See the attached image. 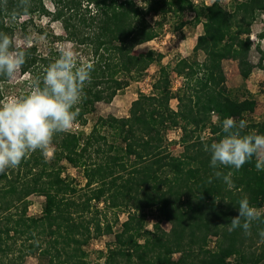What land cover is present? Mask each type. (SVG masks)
<instances>
[{
  "label": "trees",
  "instance_id": "obj_1",
  "mask_svg": "<svg viewBox=\"0 0 264 264\" xmlns=\"http://www.w3.org/2000/svg\"><path fill=\"white\" fill-rule=\"evenodd\" d=\"M222 1L29 0L25 15L20 0H0V32L14 37L26 52L25 82L42 78L60 52L54 48L43 53L34 43L25 47L29 28L42 17L60 23L65 36L57 39L75 45L83 54L79 57L94 64L77 105L76 122L82 127L100 103L110 104L151 66L159 67L152 92L132 103L128 117H100L89 133H58L50 146L52 157L37 150L0 174V264H25L36 255L46 264H231L232 258L234 264H264V215L252 222L248 233L229 230L242 198L264 207V170L256 169L255 157L239 170L223 165L214 169L205 150V144L223 138L227 117L247 122L242 135H264V122L250 118L256 100L248 92L240 99L242 90L228 88L224 66L235 61L241 81L251 77L256 68L250 60L252 26L264 14V0H231L226 7ZM186 13L194 15L191 24L203 28L190 57L165 66L163 56L153 51L144 57L134 54L138 46L158 38L169 17ZM258 52L263 69L264 50ZM173 75L182 80L176 91ZM10 82L0 77V103L18 85ZM20 90L22 97L30 91ZM172 101L177 102L175 109ZM171 130L182 133L180 156L169 151ZM206 131L210 138L203 137ZM64 162L83 174V195L74 179L63 176ZM217 171L232 173V189ZM31 196L45 198L38 217L27 214ZM102 202L129 209L121 232L99 220L94 203ZM146 210L157 212L171 229L157 223L146 230ZM106 235L114 240L104 261L91 262L85 247ZM255 237L263 243L259 253L250 249ZM211 238L218 239L213 248Z\"/></svg>",
  "mask_w": 264,
  "mask_h": 264
},
{
  "label": "clouds",
  "instance_id": "obj_2",
  "mask_svg": "<svg viewBox=\"0 0 264 264\" xmlns=\"http://www.w3.org/2000/svg\"><path fill=\"white\" fill-rule=\"evenodd\" d=\"M23 14H27L29 0H20ZM16 19V14H13ZM30 46L31 37H25ZM26 52L17 45L14 37L0 32V77L14 81L22 75ZM94 64L85 61L73 49H62L58 58L45 70L42 78L29 82L30 91L23 97L10 96L0 103V174L16 168L22 160L40 150L45 156L58 133L70 132L79 116L77 105L83 89L91 82ZM247 127L245 120L227 117L222 122L223 138L205 144L211 153L210 167L219 165L236 170L256 159V169L264 170V135H242ZM215 175L223 178L229 189L234 187L232 173ZM264 210L251 206L247 197L238 205V215L231 218L230 231L242 228L246 233L253 221L260 219ZM264 238V232L260 233Z\"/></svg>",
  "mask_w": 264,
  "mask_h": 264
},
{
  "label": "rangeland",
  "instance_id": "obj_3",
  "mask_svg": "<svg viewBox=\"0 0 264 264\" xmlns=\"http://www.w3.org/2000/svg\"><path fill=\"white\" fill-rule=\"evenodd\" d=\"M230 1L231 0H223L222 5L226 7L229 5ZM213 2L214 0H194L196 5H211ZM46 6L50 10H53V6L49 1L46 2ZM193 16L194 15L192 13H186L181 16L177 15L169 17V19L165 22L158 38L150 43L138 46L135 49L134 54L144 57L149 52L153 51L156 54L163 56L162 64L165 66H173L177 60L190 57L197 44V39L203 31L201 25L194 26L190 23ZM181 23H184L185 25L181 27ZM29 31L33 43L43 53H46L54 48L58 50L73 49L78 54V56H83V54L77 52L75 45L72 43L57 39L61 37L63 38L65 36V32L58 22H50L49 18L42 17L36 21L35 27L29 28ZM261 34H264V14L261 15L252 26L251 41L253 43V47L250 53V60L256 66V68L253 70L251 77L247 81H241L237 62L229 60L225 61L224 64L228 88L231 90H242L237 94V97L240 99L243 98L245 92H248L256 100L257 106L255 113L250 117L251 120L256 123L264 122V68L261 69L258 67L260 59L258 48L264 50V39H260L259 37ZM17 40L20 44L22 43V40ZM158 69L159 67L157 65L151 66L142 80L132 83L129 88L119 93L110 104L100 103L97 106V112L87 117V125L82 127L76 122L71 132H79L80 130H83L84 132L89 133L100 117H128L132 103L137 100L141 94L149 95L152 92V84L157 78ZM28 78V76L25 77L20 75L18 79L11 81L10 84L13 86L15 84L18 85L12 91V93L6 97L5 101L10 96L22 97L20 89L29 91V83L25 82ZM181 85L182 80L173 75L172 86L174 91L179 89ZM171 105L175 109L177 102L172 101ZM213 121L217 122V116H213ZM102 132H104V130ZM181 134L182 133L179 130H171L167 135L169 151L174 156H180L183 153V147L180 143ZM203 137L206 139L210 138L211 136L208 131H206ZM47 155L48 157L53 156L52 148H49ZM62 165L64 166L63 176H70L76 181V184L80 189H82L81 195L86 193L87 191H83L85 179L81 171L79 169L72 168L65 162L62 163ZM29 202L30 205L27 210L28 216H40L45 203V198L40 196H31L29 198ZM94 206H97V209H99L100 213L98 214V217L103 224H110L113 227L114 233L121 232L122 224L128 219L129 209L111 208L106 202H102L100 204L94 203ZM261 210H264V207L261 208ZM144 215L146 230H153V227L157 223H159L161 228L165 231H169L171 229V225L166 221L161 220L158 217V213L154 210H146L144 211ZM113 238L114 236L106 235L96 240L93 239L90 241L85 247V250L89 255V260L93 263H102L104 261L103 256L107 252L108 245L113 242ZM217 240V238L210 239L211 248L215 246ZM262 244L263 243H259L257 237H255V240L250 243V249L259 253ZM230 263L234 264L233 258L230 260ZM25 264H46V261L36 255L28 257Z\"/></svg>",
  "mask_w": 264,
  "mask_h": 264
}]
</instances>
